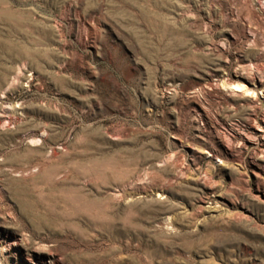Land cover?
<instances>
[{
	"label": "rangeland",
	"instance_id": "1",
	"mask_svg": "<svg viewBox=\"0 0 264 264\" xmlns=\"http://www.w3.org/2000/svg\"><path fill=\"white\" fill-rule=\"evenodd\" d=\"M0 264H264V0H0Z\"/></svg>",
	"mask_w": 264,
	"mask_h": 264
},
{
	"label": "bare ground",
	"instance_id": "2",
	"mask_svg": "<svg viewBox=\"0 0 264 264\" xmlns=\"http://www.w3.org/2000/svg\"><path fill=\"white\" fill-rule=\"evenodd\" d=\"M16 244H17V243H16ZM16 244H15V245H16ZM15 245H14V246H15Z\"/></svg>",
	"mask_w": 264,
	"mask_h": 264
}]
</instances>
